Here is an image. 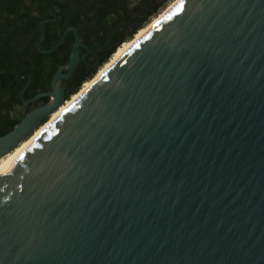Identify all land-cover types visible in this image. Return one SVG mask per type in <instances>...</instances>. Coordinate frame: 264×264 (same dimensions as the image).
<instances>
[{"label": "water", "instance_id": "water-1", "mask_svg": "<svg viewBox=\"0 0 264 264\" xmlns=\"http://www.w3.org/2000/svg\"><path fill=\"white\" fill-rule=\"evenodd\" d=\"M54 20L0 158L67 101ZM0 264H264V0H179L55 118L0 174Z\"/></svg>", "mask_w": 264, "mask_h": 264}, {"label": "trees", "instance_id": "trees-1", "mask_svg": "<svg viewBox=\"0 0 264 264\" xmlns=\"http://www.w3.org/2000/svg\"><path fill=\"white\" fill-rule=\"evenodd\" d=\"M172 1L138 0L132 4V0H0V137L12 130L31 109L48 102V97L39 98L31 105L22 102L20 94L28 77L31 80L23 93L24 101L48 90L59 67L68 63L74 43L72 32L51 53L36 48L43 14L54 19L47 6L52 8L57 21L43 25L46 35L40 50L51 49L63 29L68 27L77 29L86 46L96 42L103 45L106 36L114 41L112 48L101 54L95 66H91L88 59L80 60L72 76L63 81L66 104L115 55L117 49L130 43ZM116 31H119L116 36L110 35ZM17 73L25 78L18 81Z\"/></svg>", "mask_w": 264, "mask_h": 264}, {"label": "bare ground", "instance_id": "bare-ground-1", "mask_svg": "<svg viewBox=\"0 0 264 264\" xmlns=\"http://www.w3.org/2000/svg\"><path fill=\"white\" fill-rule=\"evenodd\" d=\"M179 0H174L163 9L159 15L154 17L127 45L117 49L115 55L107 63L101 66L94 77L83 84L80 90L66 103L63 104L56 112L52 113L46 122L36 129L26 140L17 145L10 153L0 158V174L3 170L70 104H72L84 91H86L118 58H120L133 44H135L144 34H146Z\"/></svg>", "mask_w": 264, "mask_h": 264}, {"label": "flooded vegetation", "instance_id": "flooded-vegetation-1", "mask_svg": "<svg viewBox=\"0 0 264 264\" xmlns=\"http://www.w3.org/2000/svg\"><path fill=\"white\" fill-rule=\"evenodd\" d=\"M43 2L45 1V0H42ZM49 11V10H48ZM50 13V12H49ZM50 15H51V13H50ZM43 16H44V19H42L40 22H39V24L43 21V20H47V19H50L49 18V15H46V14H43ZM52 16V15H51ZM50 20H54V19H50ZM57 21V19L56 20H54L53 21V23L54 22H56ZM69 28V27H68ZM66 29V28H65ZM64 30V29H63ZM70 33V32H69ZM119 33V31H116V32H110V35L111 36H116V34H118ZM113 43H114V41H113V39H111V38H108V36H106V41H105V43L103 44V45H100L99 43H94V44H92L91 46H86L85 44H84V46L85 47H82V48H79V50H78V56H79V59H78V62L80 61V60H84V59H88V60H90L91 61V66H95L97 63H98V61H99V59H100V56H101V54L102 53H105V52H107L108 50H110L111 48H112V45H113ZM42 45V44H41ZM41 45H40V47H41ZM36 48H37V43H36ZM77 62V63H78ZM63 66H65V65H63ZM63 66H60L59 67V69L61 68V67H63ZM58 69V70H59ZM57 70V71H58ZM62 72H64V71H62ZM74 72V71H73ZM73 72H72V74H73ZM72 74L67 78V79H65V80H68L71 76H72ZM29 76V75H28ZM65 80H63V81H65ZM61 82V84H60V88L62 89V91H63V95L65 94V91H66V86H65V83L64 82ZM50 91V87H49V89L48 90H46V91H44V92H41V93H47V92H49ZM40 94V93H39ZM48 100H49V97H48ZM32 103H29V104H26V105H31ZM45 104H42V105H40V106H38V107H36V108H39V107H42V106H44ZM36 108H33V109H36ZM33 109H31V110H33ZM30 110V111H31Z\"/></svg>", "mask_w": 264, "mask_h": 264}, {"label": "rangeland", "instance_id": "rangeland-1", "mask_svg": "<svg viewBox=\"0 0 264 264\" xmlns=\"http://www.w3.org/2000/svg\"><path fill=\"white\" fill-rule=\"evenodd\" d=\"M138 2V0H132V4H136ZM162 10V9H161ZM33 134V133H32Z\"/></svg>", "mask_w": 264, "mask_h": 264}]
</instances>
